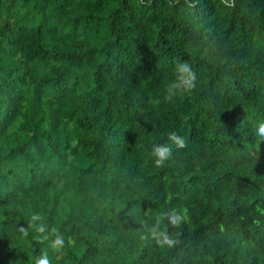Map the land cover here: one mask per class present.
<instances>
[{"label":"trees","instance_id":"1","mask_svg":"<svg viewBox=\"0 0 264 264\" xmlns=\"http://www.w3.org/2000/svg\"><path fill=\"white\" fill-rule=\"evenodd\" d=\"M261 122L264 0H0V264H264Z\"/></svg>","mask_w":264,"mask_h":264},{"label":"clouds","instance_id":"2","mask_svg":"<svg viewBox=\"0 0 264 264\" xmlns=\"http://www.w3.org/2000/svg\"><path fill=\"white\" fill-rule=\"evenodd\" d=\"M174 71L176 79L170 83L167 88V94L165 96L166 100L171 99L178 94L182 95L184 92L189 91L194 87L195 74L188 63H181L178 61ZM257 135L261 141H264V122L259 123ZM168 140L170 141V144L153 145L152 155L155 158L154 164L157 168H162L172 155V148L170 145H175L178 149L185 147L184 139L178 136L175 132L168 135ZM187 218V208H181L179 210L172 209L170 212L165 211L156 217L155 223L151 227L146 228V234L142 239L148 240L151 238L161 248L172 247L175 245V241L168 235L166 229L161 228V225L167 220L172 227L179 228ZM40 220H42V217L39 214H34L32 216L31 226L36 228L38 232L44 233L46 229L43 223L40 225L35 224L36 221ZM22 231L24 232V235L27 236V231L23 229ZM44 239H47V237H44ZM62 245L63 239L57 235L51 246L53 249H57ZM36 264H49L46 254L39 258Z\"/></svg>","mask_w":264,"mask_h":264}]
</instances>
